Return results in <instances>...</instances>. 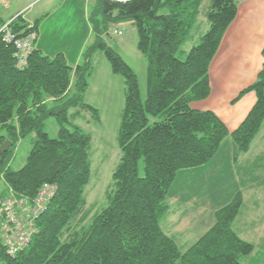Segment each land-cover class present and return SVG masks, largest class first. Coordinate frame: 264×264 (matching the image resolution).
I'll return each instance as SVG.
<instances>
[{"label": "trees", "instance_id": "trees-1", "mask_svg": "<svg viewBox=\"0 0 264 264\" xmlns=\"http://www.w3.org/2000/svg\"><path fill=\"white\" fill-rule=\"evenodd\" d=\"M205 2L98 0L89 14L93 42L75 67L63 53L52 58L34 49L26 67L19 68L14 44L0 36V146L13 143L0 156V181L8 187L1 199L13 192L18 200L33 202L44 185L57 188L47 211L35 221L27 247L12 255L0 238V264H241L253 254L255 247L233 229L243 206L240 192L185 251L161 226L180 172L207 165L229 137L238 156L249 152L264 124V66L257 81L236 100L251 92L257 96L233 133L214 112L193 108L211 95V64L238 15V0H211L206 7ZM201 16L210 29L185 55L181 48ZM127 21L136 27L138 50L148 62L146 101L138 76L106 41ZM11 22L18 38L38 31V24L30 29L22 15ZM7 23L0 12V29ZM99 52L113 72L125 78L127 91L118 134L122 156L113 188L107 193V206L89 222L85 193L91 180L93 138L70 123L69 116L71 110L76 116L87 110L99 119L98 111L84 101ZM52 117L60 126L57 139L45 132ZM30 136V156L15 172L11 163L18 144Z\"/></svg>", "mask_w": 264, "mask_h": 264}, {"label": "rangeland", "instance_id": "rangeland-1", "mask_svg": "<svg viewBox=\"0 0 264 264\" xmlns=\"http://www.w3.org/2000/svg\"><path fill=\"white\" fill-rule=\"evenodd\" d=\"M210 1L207 0V6L211 4ZM7 2L9 4L7 9L0 5V12L7 21L22 15L26 22L38 24L40 37L35 43L36 46L41 47L44 51L46 50V54L53 55L55 52L52 58L60 52L66 53L71 66L75 67L80 63L86 45L93 42L94 37L90 32L91 25L88 21V15L95 6L96 0H39L37 2L35 0H7ZM32 2L35 3L30 5ZM209 29L208 21L204 16H201L198 26L192 33V38L182 46L181 51L185 55L189 54L193 47L201 43L202 37L207 34ZM117 30L121 31L122 35L113 32L110 37H107L106 41L121 56L127 66L136 73L139 79L142 100L146 101L148 62L146 57L138 50L139 35L137 29L133 22L127 21L119 24ZM88 35L90 37L85 44ZM126 91L125 78L122 75L115 74L106 55L99 52L94 58L93 74L89 79L84 96L85 103L98 111L99 119H96L91 111L84 110L77 116L75 115L76 110L70 111V123L82 128L85 133L91 134L93 138L90 158L91 180L85 193L88 209L91 211L89 222L98 211L107 206V193L113 188V175L121 160L122 153L119 148L118 134L125 106ZM59 129L60 126L56 118L52 117L47 120L45 132L52 139H57ZM33 138L34 136H30L18 144L15 158L11 163L13 171H19L26 165L33 147ZM228 150V146L225 145L222 153L224 154ZM238 168L243 179L240 185L243 188H246L249 184L252 186L254 184L252 181L245 180L246 175L253 168L252 158H249L244 165L239 164ZM235 172L237 173L236 170ZM204 184L198 177L192 178L189 174L185 175V173L178 175L172 188L175 191L173 195L181 190L190 193L200 187L205 191L207 187L204 188ZM215 184V182H211L208 186H214ZM232 184L238 186V183L230 180L228 174L223 190L226 191V188L229 189ZM7 188L6 183L0 181V199ZM242 192L240 193L243 196L244 205V192ZM245 194L250 202L241 214L239 223L241 225L245 221L248 231L243 233L254 242L253 244L248 243L255 247V251L250 256V262H248L249 258L245 257L241 263L264 264V249L261 247V238L258 237L259 234L255 230L257 223L254 221L253 216V214H258L261 222V185L252 186Z\"/></svg>", "mask_w": 264, "mask_h": 264}, {"label": "crops", "instance_id": "crops-1", "mask_svg": "<svg viewBox=\"0 0 264 264\" xmlns=\"http://www.w3.org/2000/svg\"><path fill=\"white\" fill-rule=\"evenodd\" d=\"M35 1L37 2L39 0ZM97 2L98 0H96V4ZM33 3L35 2H32L30 5H33ZM206 3L207 0L205 7ZM27 24L30 27L36 25V23L28 22ZM90 28L92 34V27L90 26ZM90 35L85 39V44ZM37 36L39 39V31H37ZM35 49L41 50L46 54V50L44 51L39 46L35 45ZM263 51L264 0H238L237 18L227 30L219 51L211 64V95L206 100L195 102L193 108L200 111L214 112L226 124L229 131L233 133L244 122L257 102V96L253 92L244 95L238 101L236 100L241 92L257 81L258 75L264 66ZM60 53L66 56V53ZM46 55L52 57L55 55V52L53 55L49 53ZM225 145L228 146L229 150L223 154ZM249 158H252L253 168L246 175L245 180L252 181L254 183L252 185L253 187L261 185V222L258 214H253V216L254 221L257 223L255 230L259 234L258 237L261 238V247L264 249L263 124L261 132L253 142L249 152L238 156L237 147L232 138L229 137L222 144L215 158L207 165L179 173V176L185 173V175L189 174L192 178L198 177L201 182L205 183L203 187H207L205 191L200 187L190 193L186 190H181L173 195L175 192L173 191L174 189L170 193V212L161 221V226L164 233L172 238L181 250H187L206 234L214 225L215 213L219 209L227 206L236 193L242 191L244 192L242 193L244 194L245 202L239 217L233 224V229L243 241L254 243L243 233L248 231L245 221L241 225L239 223L241 214L250 202V199L245 193L252 186L249 184L246 188H243L240 185L243 179L240 176L238 166L239 164H246ZM228 174L230 180L238 183V186L236 187V185L232 184L229 189L226 188V191H224L223 188ZM211 182H215L216 184L214 186H208ZM210 200L212 201L206 202ZM248 258V262H250L251 257L249 256Z\"/></svg>", "mask_w": 264, "mask_h": 264}, {"label": "built area", "instance_id": "built-area-1", "mask_svg": "<svg viewBox=\"0 0 264 264\" xmlns=\"http://www.w3.org/2000/svg\"><path fill=\"white\" fill-rule=\"evenodd\" d=\"M112 1L126 3L132 0ZM0 5L5 9L9 7L7 0H0ZM11 23L9 22L0 30V36L6 44H14L17 66L25 68L29 56L35 49L38 36L35 32H31L25 37L18 38V35L10 27ZM114 33L122 35V32L117 29L114 30ZM56 190L55 186L44 185L33 202L18 200L13 192L0 200V238L8 247L10 254L16 255L30 244L35 221L47 211Z\"/></svg>", "mask_w": 264, "mask_h": 264}, {"label": "water", "instance_id": "water-1", "mask_svg": "<svg viewBox=\"0 0 264 264\" xmlns=\"http://www.w3.org/2000/svg\"><path fill=\"white\" fill-rule=\"evenodd\" d=\"M13 143L11 141H6L2 146H0V156L6 155L11 149Z\"/></svg>", "mask_w": 264, "mask_h": 264}]
</instances>
